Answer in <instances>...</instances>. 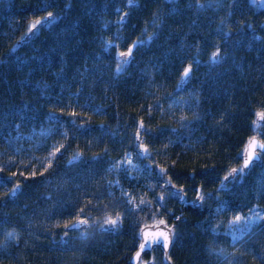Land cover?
Masks as SVG:
<instances>
[{
    "label": "trees",
    "instance_id": "16d2710c",
    "mask_svg": "<svg viewBox=\"0 0 264 264\" xmlns=\"http://www.w3.org/2000/svg\"><path fill=\"white\" fill-rule=\"evenodd\" d=\"M258 113L264 0L1 1L0 264H264Z\"/></svg>",
    "mask_w": 264,
    "mask_h": 264
},
{
    "label": "water",
    "instance_id": "95a60500",
    "mask_svg": "<svg viewBox=\"0 0 264 264\" xmlns=\"http://www.w3.org/2000/svg\"><path fill=\"white\" fill-rule=\"evenodd\" d=\"M1 1H10V0H0ZM131 3H129V5H131ZM52 16H48V19H50ZM35 32V29H31L30 32L27 34L26 36V39L29 40L33 34ZM122 60H125L126 58H130V55H125V56H121ZM187 68H190V72H189V75L186 79H181V83H185L186 80L191 76L192 74V67L191 66H188ZM184 73V72H183ZM182 77H183V74H182ZM257 122H260V123H264V119H261L259 116L257 117L256 119ZM253 139H255V141L257 142V147L254 149V153H253V157L251 160H249L247 166L245 167V161L248 159V155H249V151H251L250 147H249V144H250V141H252ZM264 143V141L257 135L253 136L252 138H250V140L247 142L246 144V147H245V150L242 154V160H241V167H242V171L243 172H248V170L251 168L252 164L254 163H257L261 160V155L264 153V149L260 148L258 145L259 144H262ZM248 150V151H246ZM240 173V170H236L235 172H230V174L228 176L225 177L224 179V183H226L227 181L231 180L232 178H234L237 174ZM20 187H16V189H14L11 193L12 196L15 195L16 191L19 189ZM168 188L175 194L178 195V201L180 202H184L185 199H186V194L184 192V189L183 188H177L175 186H172V185H169ZM199 205V204H197ZM109 226H112L111 224H107V225H104L102 228H101V231H106L108 230V227ZM89 228V224L87 221L85 220H78V221H75L73 222L72 224H70L68 227H67V230L68 231H73V230H83V229H88ZM143 230L145 231H148V232H158V231H165L167 232L168 234V237H169V242H168V246L167 248L163 247V244H157L155 242L151 243V247L148 248L146 247L143 251H141L140 249V244L144 242V239L141 235V232H140V244L138 246V248L136 249V251L133 253V255L131 256L130 258V264H152L151 261L149 262H144L143 261V256L146 254V253H150L152 252L154 249H161L164 253V257L165 259L167 260V263L168 264H173L171 259H170V250H171V247H172V244H173V241H174V230L169 227L167 224L165 223H157V224H149V225H146L142 228ZM141 229V230H142ZM137 252H140V256L137 257L136 256V253Z\"/></svg>",
    "mask_w": 264,
    "mask_h": 264
},
{
    "label": "snow or ice",
    "instance_id": "6c2138e0",
    "mask_svg": "<svg viewBox=\"0 0 264 264\" xmlns=\"http://www.w3.org/2000/svg\"><path fill=\"white\" fill-rule=\"evenodd\" d=\"M49 15H51V13ZM39 23H40V21H35L34 24H33V27H35V25L39 24ZM130 51L131 50H129V53H121V56H125V55L130 54ZM217 55H218V53H214L213 54V58H215ZM189 72H190V68H186L184 70L182 79H186L188 77V75H189ZM257 115L261 119H264V113H258ZM258 146L260 148L264 149V143L259 144ZM249 147H250L251 151H249L248 159L245 161V167L247 166L249 160L252 159L253 153H254V149L257 147V142L255 141V139L250 141ZM144 151L147 152V149L145 148ZM246 151H248V150H246ZM235 171L236 170L233 169V172H235ZM141 202L143 203V201H141ZM235 219L238 221L240 219V217L237 216ZM118 220H119L118 216H117L116 219L108 218V219L105 220V223L115 226L117 224ZM160 223H163V221H161ZM9 235H12V233H9ZM141 235H142V237L144 239V242L140 244L141 251H143L146 247L150 248L151 247V243H153V242H155L157 244H163V247H165V248H167V246H168L169 237H168L167 232H165V231H158V232H151L150 233V232L145 231V230L142 229L141 230ZM136 256L139 257L140 256V252H137Z\"/></svg>",
    "mask_w": 264,
    "mask_h": 264
},
{
    "label": "rangeland",
    "instance_id": "374dc122",
    "mask_svg": "<svg viewBox=\"0 0 264 264\" xmlns=\"http://www.w3.org/2000/svg\"><path fill=\"white\" fill-rule=\"evenodd\" d=\"M45 22H47V21H45ZM261 235L260 233H257V235ZM259 240H258V242L256 241V246L259 244ZM262 249L264 250V247H262ZM260 251V250H259ZM150 260H152V259H145V260H143L144 262H148V261H150Z\"/></svg>",
    "mask_w": 264,
    "mask_h": 264
},
{
    "label": "bare ground",
    "instance_id": "6f19581e",
    "mask_svg": "<svg viewBox=\"0 0 264 264\" xmlns=\"http://www.w3.org/2000/svg\"><path fill=\"white\" fill-rule=\"evenodd\" d=\"M15 189H16V188H15ZM18 190H19V189H18ZM16 192H17V191H16ZM15 195H16V193H15ZM15 195H14V196H15ZM88 224H89V223H88ZM83 230H84V229H83ZM73 231H78V230H73ZM79 231H81V230H79Z\"/></svg>",
    "mask_w": 264,
    "mask_h": 264
}]
</instances>
